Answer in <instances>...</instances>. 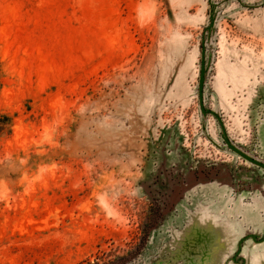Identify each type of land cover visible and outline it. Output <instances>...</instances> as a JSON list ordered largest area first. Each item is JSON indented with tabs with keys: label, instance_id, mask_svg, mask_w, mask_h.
Instances as JSON below:
<instances>
[{
	"label": "rangeland",
	"instance_id": "1",
	"mask_svg": "<svg viewBox=\"0 0 264 264\" xmlns=\"http://www.w3.org/2000/svg\"><path fill=\"white\" fill-rule=\"evenodd\" d=\"M210 13L205 107L264 161V0H0V264H148L195 224L263 232L264 170L199 105Z\"/></svg>",
	"mask_w": 264,
	"mask_h": 264
},
{
	"label": "flooded vegetation",
	"instance_id": "2",
	"mask_svg": "<svg viewBox=\"0 0 264 264\" xmlns=\"http://www.w3.org/2000/svg\"><path fill=\"white\" fill-rule=\"evenodd\" d=\"M233 143L235 144V142ZM224 146L226 147L225 143ZM247 153L250 154L249 152ZM221 215L211 216L217 218ZM209 228V226H199L198 224L191 226V233H184L176 237L177 240H175L173 245V253L171 256L168 257V251H166L164 252V260H151L148 264H261V255H257L261 256V258L255 260V256H251V258L246 252L247 245L252 249H256L253 245L258 244L257 242H253L250 237L243 239L247 234L253 233H245L241 228L222 232L221 230L217 232V230ZM261 234L263 232H256L257 239L261 237ZM242 239L243 241H241ZM249 240H251L252 245H250L251 242ZM239 246L240 250L238 251Z\"/></svg>",
	"mask_w": 264,
	"mask_h": 264
},
{
	"label": "water",
	"instance_id": "3",
	"mask_svg": "<svg viewBox=\"0 0 264 264\" xmlns=\"http://www.w3.org/2000/svg\"><path fill=\"white\" fill-rule=\"evenodd\" d=\"M215 14L214 13H210L209 16V22L208 25L205 28V36L202 37V49H201V59H200V70H199V76H198V98H199V105H200V109L202 114L205 116L206 114H212L220 127V132H221V137L226 145V147L233 152L234 154H236L237 156L241 157L243 160L247 161L248 163L259 167L261 169L264 170V161L251 156L250 154H248L247 152H245L244 150H242L240 147H238L237 145H235L228 137L226 128L224 126L223 120L221 118V115L209 108L205 107L204 104V87H205V83H206V78H207V73L209 70V65H210V61H211V54L208 53V55H206V51H205V43L208 42L210 40L211 35L214 33V29H215ZM259 236V234H258ZM250 237L253 242H257L258 244L260 243H264V230H263V234H261V237L257 239V235L256 234H247L246 236L243 237V239H246ZM243 239L241 241H243ZM238 251L240 250V246L238 247ZM264 250V248H263ZM256 255H261L262 256V260H261V264H264V254L260 253V252H256V254H252V256H256ZM252 258V257H251Z\"/></svg>",
	"mask_w": 264,
	"mask_h": 264
},
{
	"label": "crops",
	"instance_id": "4",
	"mask_svg": "<svg viewBox=\"0 0 264 264\" xmlns=\"http://www.w3.org/2000/svg\"><path fill=\"white\" fill-rule=\"evenodd\" d=\"M262 206V205H261ZM264 209V208H263ZM250 213H255V212H253V211H251V210H249V212H247V216L250 214ZM232 226H235V225H232Z\"/></svg>",
	"mask_w": 264,
	"mask_h": 264
}]
</instances>
